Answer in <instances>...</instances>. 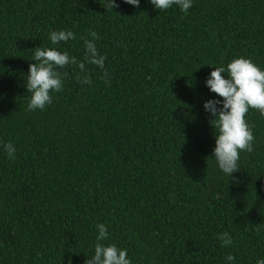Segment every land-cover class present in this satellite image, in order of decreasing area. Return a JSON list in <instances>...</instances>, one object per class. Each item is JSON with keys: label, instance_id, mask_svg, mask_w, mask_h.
I'll list each match as a JSON object with an SVG mask.
<instances>
[{"label": "trees", "instance_id": "obj_1", "mask_svg": "<svg viewBox=\"0 0 264 264\" xmlns=\"http://www.w3.org/2000/svg\"><path fill=\"white\" fill-rule=\"evenodd\" d=\"M107 2L0 0V264H84L101 223L100 243L127 249L132 264H257L264 117L246 114L254 151L229 177L213 158L204 104L222 100L206 87L216 67L244 57L264 70V0H193L187 15ZM60 30L77 38L57 50L78 62L95 31L105 69L71 66L53 103L29 111L32 51L55 47Z\"/></svg>", "mask_w": 264, "mask_h": 264}, {"label": "clouds", "instance_id": "obj_2", "mask_svg": "<svg viewBox=\"0 0 264 264\" xmlns=\"http://www.w3.org/2000/svg\"><path fill=\"white\" fill-rule=\"evenodd\" d=\"M124 3L139 7L140 0H123ZM159 12L178 7L180 11L188 14L193 6V0H149ZM119 7L115 0H108L106 9L113 10ZM91 40H84L85 55L82 61L75 56H70L67 51L60 52L58 47L61 42L67 43L75 40L76 35L70 30L53 31L50 33L51 44L55 47H37L33 52L29 64V72L25 87L30 95L27 108L29 111H43L53 103L52 93L63 90V81L69 77L67 71L71 66H77L81 73H87V64L105 69L106 56L101 55L94 41L99 39L95 31L89 30ZM103 71L102 79L107 77ZM226 77V78H225ZM79 83L91 85V78L87 75L77 77ZM110 82V81H106ZM206 87L222 100H209L204 104V109L209 112L214 120L210 122L215 130V148L213 158L219 169L227 176L240 171V153L254 151L255 136L245 117L250 110H257L264 117V70L255 65L250 58L233 59L227 66L216 67L206 80ZM218 107V105H221ZM9 160L16 159V149L11 142L3 145ZM98 235L94 255L87 258L84 264H132L128 258L127 249H120L116 244L105 246L100 243L108 239V229L104 224L96 225ZM221 247L230 246L233 241L228 232L217 236ZM228 262L235 261L234 255L226 257ZM257 264H264V259Z\"/></svg>", "mask_w": 264, "mask_h": 264}]
</instances>
